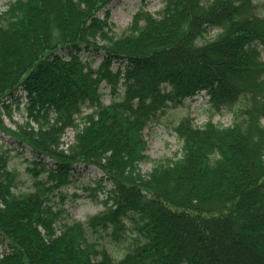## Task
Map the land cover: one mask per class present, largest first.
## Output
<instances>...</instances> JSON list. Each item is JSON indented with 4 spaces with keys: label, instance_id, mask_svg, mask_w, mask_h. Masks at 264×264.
<instances>
[{
    "label": "trees",
    "instance_id": "16d2710c",
    "mask_svg": "<svg viewBox=\"0 0 264 264\" xmlns=\"http://www.w3.org/2000/svg\"><path fill=\"white\" fill-rule=\"evenodd\" d=\"M113 1L9 0L0 13V118L16 91L26 118L17 133L0 119V132L36 156L32 190L16 194L0 145V264H264V3L161 0L117 37ZM102 85L117 97L107 105ZM200 94L231 124L186 116L173 128L180 156L151 161L144 130ZM67 130L74 143L60 149ZM79 166L112 185L84 222L50 201Z\"/></svg>",
    "mask_w": 264,
    "mask_h": 264
},
{
    "label": "rangeland",
    "instance_id": "374dc122",
    "mask_svg": "<svg viewBox=\"0 0 264 264\" xmlns=\"http://www.w3.org/2000/svg\"><path fill=\"white\" fill-rule=\"evenodd\" d=\"M9 0H0V13L6 10V3ZM255 4L264 3V0H254ZM143 7L144 10L151 15H156L162 9L161 0H147L145 4L141 0H115L107 9L110 12V22L114 26L113 33L119 37L126 31L129 26L132 16ZM103 15L101 12L100 17ZM214 34L210 32L206 36L207 39H212ZM66 58L65 52L58 54ZM80 57L84 60H94V67L98 66L102 60V53L94 50L86 52L81 51ZM117 65L114 64L112 70L115 71ZM101 101L104 105L109 104L117 97L110 95L109 88L101 86ZM21 92L16 91L14 98L5 99V105L9 109H2V124L5 129L12 132H18L17 126L23 125L25 122L24 103L25 100L20 97ZM87 112V111H86ZM189 116L194 120L196 126H202L207 120H211L215 124H220L227 127L232 122L231 113L226 110L216 112L209 103L208 98L203 94L198 95L193 100H186L183 105L175 109L167 110L157 122L151 124L143 132L144 140L146 141L145 155L151 161H162L165 159H177L180 156L181 144L173 131V128L184 117ZM264 126V119L261 121ZM60 149H66L74 143V133L71 130L64 132L61 137ZM0 145L4 150L8 151L9 162L8 168L14 171L18 177L17 187L14 189L16 194H23L32 190L33 180L27 174L26 169L29 164L36 159L35 154L25 145H19L4 133L0 132ZM38 159V158H37ZM145 162L140 169L143 174L149 172L153 163ZM47 167H52L53 161L44 159ZM71 173V183L68 187L60 191L53 192L50 196L55 210L63 211L69 221L84 222L88 217L96 215L102 210L100 201L105 199V193L112 187L111 183L104 179L103 174L95 168L84 169L82 166L73 167ZM40 179H44L42 176ZM103 179L102 181H100ZM95 239L100 243L103 242L110 254L117 257L121 254V245H112L108 240H103L104 237ZM7 248L2 242L0 236V258L4 255V249Z\"/></svg>",
    "mask_w": 264,
    "mask_h": 264
},
{
    "label": "bare ground",
    "instance_id": "6f19581e",
    "mask_svg": "<svg viewBox=\"0 0 264 264\" xmlns=\"http://www.w3.org/2000/svg\"><path fill=\"white\" fill-rule=\"evenodd\" d=\"M8 251H9V249H8V248H5V249H4V252H5V253H7Z\"/></svg>",
    "mask_w": 264,
    "mask_h": 264
}]
</instances>
